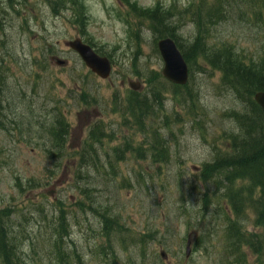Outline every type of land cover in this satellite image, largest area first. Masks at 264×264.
I'll list each match as a JSON object with an SVG mask.
<instances>
[{"label":"rangeland","instance_id":"obj_1","mask_svg":"<svg viewBox=\"0 0 264 264\" xmlns=\"http://www.w3.org/2000/svg\"><path fill=\"white\" fill-rule=\"evenodd\" d=\"M33 1H21L27 7L26 12ZM128 1L140 8H150L156 4L168 8L174 4L177 10H181L200 0ZM203 2L208 4L212 0ZM82 3L87 14L85 38L111 53L114 60L111 76L107 80L90 74L79 58L66 48L65 42L80 37L78 28L70 22L71 12H63L55 18L49 7L43 5L40 8L44 22L40 32L42 36H38L36 30L30 32L29 26H24L25 31H22L19 19L12 16V37L8 45L10 58L5 61L9 66L7 86L10 87L6 96L10 103H15L9 117L14 122L18 121L10 123L6 130L0 128V208H12V227L21 222L34 241V252L29 243L22 244L23 263L50 264L54 259L46 251V245L49 220L54 217L53 205L59 200L64 203L70 216L78 215L80 221L79 226H73L71 220L70 238L65 243H73L86 264H114L110 256L105 258L95 252L96 248L104 245V239L95 233L98 231L97 218L89 212L81 215L71 204L78 197L76 186L86 188V184L92 182L96 188L93 193L95 205H106L110 207L111 214L121 217L119 221L122 220L128 229L125 236L155 230L153 239H149L145 246L128 244L122 247L113 241L116 264H226L222 240L225 220L220 214V209H224L221 204L223 200L214 196L216 191L210 192L214 188L211 181L199 180L198 169L211 161L215 148L223 150L226 146L221 135L233 128L223 118V113L230 108L236 109V106L232 96L218 88L219 76L211 73L203 62L198 61L194 67L189 87L199 97L207 116L192 119V115L183 113L190 103L183 106V111L178 103L168 97L170 101L167 100L165 104L166 114L176 113L182 120L172 123L174 139L170 143L169 160L164 165L150 161L137 162L127 155L129 159L120 160L118 165L120 172L130 178L123 188L119 186L120 179L108 180L92 169L87 170L90 176L85 181L75 179L74 174L70 175V169L76 171L79 156L74 151L85 136L87 127L99 120L107 127L111 120L110 125L116 123L117 129L125 136L130 132L121 128V117L109 115L113 109V95L119 98L125 96L128 81L138 82L139 90L143 91L145 85L143 79L135 76L137 70L144 74L143 70L160 71L162 68L159 56L152 50L154 36L144 29L139 30L140 25L129 16L127 7L120 0H82ZM229 3V7H232L233 2L230 0ZM205 5L198 4L194 9L201 14L200 9ZM244 7H239L243 15L230 12L226 19L210 26L208 44L216 49L230 44L235 52L245 58H264V27L248 21L249 13ZM228 10L232 11V8ZM170 19L178 24L177 34L183 44L193 40L195 26L187 16L175 13ZM40 27L32 25L31 30ZM130 29L136 35L139 31L141 39L135 42ZM45 45H49L47 50L54 45L53 57L66 60V64L58 66L45 49L40 55ZM137 49L140 52L137 53ZM135 55L137 60L134 66ZM83 91L95 102L89 100L91 104L85 106V98L81 96ZM110 105L112 108H109ZM57 110L64 116L70 130L64 150L59 154L61 158L52 163L45 149H50L51 135L47 133L51 124L49 119ZM10 113L7 112V115ZM163 133L170 140L168 132ZM120 141L117 137L115 141L103 143L104 148L99 150L102 162L106 149L110 150ZM133 171L141 172L144 179L135 177L131 174ZM17 185H21L22 190ZM47 192L53 193L51 197L45 196ZM204 194L212 201L208 209L202 211L200 206L203 205ZM217 204L221 207L217 208ZM38 209H43L47 219ZM20 214L26 215V222L20 219ZM246 216L250 221L254 218L251 213ZM250 221L245 225L249 231L253 229ZM187 222H190L189 226ZM188 234L192 235V242L198 248H192L190 257L184 259ZM199 236L204 238V242L196 240ZM142 251L144 256L140 255ZM160 251L166 253L165 262L159 258Z\"/></svg>","mask_w":264,"mask_h":264},{"label":"trees","instance_id":"obj_2","mask_svg":"<svg viewBox=\"0 0 264 264\" xmlns=\"http://www.w3.org/2000/svg\"><path fill=\"white\" fill-rule=\"evenodd\" d=\"M121 2L127 6L129 16H133L139 23L148 22V28L154 40L173 39L190 71L197 65L198 59L213 71H217L220 74L221 87H227L229 91H232L235 100L240 102V111L227 115L228 119L232 117L235 126L238 125V129L231 137L232 155L228 153L223 156L216 152L212 163L203 167L200 179L212 180L217 189L223 190V198L226 199L232 213V221L228 219L224 232L226 264H264V137L262 136L264 113L252 98L255 92L264 91V59L253 62L233 52L231 47L222 46L220 49H215L206 45L207 25L224 19L229 5L228 0H214V5L206 10L204 22L200 17L192 16L196 12L199 13L198 9H194L195 5L191 4L185 9L184 13L191 15L196 27L195 38L188 44H182L176 35L177 27L169 21L171 11H164L158 7L141 9L128 0H121ZM243 2L247 5L248 13L252 17L256 19L264 17V0H243ZM46 3L55 15L64 9L72 10L73 16L70 22L77 26L79 34L87 35L84 29L86 20L84 9L79 0H46ZM131 31L136 42L138 35L132 29L130 33ZM85 41L93 46L99 55L110 57V54L104 52L102 47L94 46L91 39ZM153 44L155 47V42ZM145 84L147 85L145 92H127L123 100L126 117L141 130L143 140L145 137L147 142V150L155 152L154 159L158 162L165 161L167 157L165 140L148 121L160 120L159 112L163 111L162 94L170 92L174 97L183 98L179 92L181 88L168 85L158 73L152 72L146 77ZM2 86L3 79L0 76V90ZM184 88L188 90L187 86ZM188 96L192 98L190 93ZM187 113L192 115V118H195L196 114L198 117L195 99H191ZM163 117L167 119V116L163 115ZM168 123L169 120L163 124L168 125ZM95 127L96 129L88 136L90 142L86 143V147L92 151L93 149L88 145L95 142L96 145L100 144L104 136L101 127L99 125ZM49 133L53 136L55 144L63 141L66 125L61 116L51 124ZM142 149L140 147L138 153L141 154ZM76 177L83 179L80 174ZM17 186L22 190L21 185ZM89 192L86 189H80L79 196H82L78 197L74 207L83 215L89 212L96 216L98 231L95 233L104 239V245L98 248L104 256H110L113 263H115L113 241L126 247L128 244L145 246L149 239H153L152 231L139 234L134 232L130 236H125L124 233H128V229L119 221L121 217L118 214H111L110 207L106 205L97 207ZM53 209L54 217L49 220V237L46 245V251L54 257L50 264H84L74 244L70 241V245L65 243L70 238L71 220L74 221L73 226H79V219L75 214L70 216V212L65 210L60 202L54 203ZM38 210L42 217L47 219L43 209ZM247 212L254 216L252 225L256 231H246L241 222L246 218ZM13 215L14 211L10 207L0 208V264H24L22 244L29 243L32 251L35 250L34 241L29 237L22 223L18 222L15 228L12 227ZM19 217L24 220L26 215L20 214ZM244 249L248 251V254L244 252Z\"/></svg>","mask_w":264,"mask_h":264},{"label":"water","instance_id":"obj_3","mask_svg":"<svg viewBox=\"0 0 264 264\" xmlns=\"http://www.w3.org/2000/svg\"><path fill=\"white\" fill-rule=\"evenodd\" d=\"M67 46L80 56L81 60L92 72L101 78H107L110 65L106 58L98 57L89 46L82 44L78 39L67 43ZM158 50L164 61L163 76L173 83L184 84L187 79L186 67L174 43L170 39L161 40L158 42ZM129 86L133 88L132 84H129ZM255 100L264 109V94H257ZM188 247L189 242L186 247L187 256L189 255Z\"/></svg>","mask_w":264,"mask_h":264},{"label":"flooded vegetation","instance_id":"obj_4","mask_svg":"<svg viewBox=\"0 0 264 264\" xmlns=\"http://www.w3.org/2000/svg\"><path fill=\"white\" fill-rule=\"evenodd\" d=\"M9 2L11 3L12 0H0V5L7 6ZM23 6H25V4ZM1 12L2 11H0V43L6 44L8 41L7 34L10 31L11 25H12L11 17H10L11 11H8V12L4 11L3 16L1 15Z\"/></svg>","mask_w":264,"mask_h":264},{"label":"bare ground","instance_id":"obj_5","mask_svg":"<svg viewBox=\"0 0 264 264\" xmlns=\"http://www.w3.org/2000/svg\"><path fill=\"white\" fill-rule=\"evenodd\" d=\"M234 126H235V125H234ZM237 129H238V125L235 126V130H237Z\"/></svg>","mask_w":264,"mask_h":264}]
</instances>
